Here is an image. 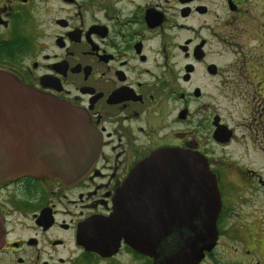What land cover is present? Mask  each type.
I'll list each match as a JSON object with an SVG mask.
<instances>
[{
    "label": "flooded vegetation",
    "instance_id": "1",
    "mask_svg": "<svg viewBox=\"0 0 264 264\" xmlns=\"http://www.w3.org/2000/svg\"><path fill=\"white\" fill-rule=\"evenodd\" d=\"M0 70L100 134L77 179L0 185V264H155L110 216L161 148L207 165L190 203L216 239L192 264H264V172L243 162L264 153V0H0Z\"/></svg>",
    "mask_w": 264,
    "mask_h": 264
},
{
    "label": "water",
    "instance_id": "2",
    "mask_svg": "<svg viewBox=\"0 0 264 264\" xmlns=\"http://www.w3.org/2000/svg\"><path fill=\"white\" fill-rule=\"evenodd\" d=\"M99 146L100 134L81 108L0 70V185L21 177L71 182L89 167ZM164 182L176 183L167 197ZM208 184L202 159L185 150L159 149L132 169L114 197L110 217L128 229L124 236L132 247L155 264H192L216 239V209L197 217L201 222H186L197 208L190 203L192 190ZM173 227L179 235L168 245Z\"/></svg>",
    "mask_w": 264,
    "mask_h": 264
},
{
    "label": "bare ground",
    "instance_id": "3",
    "mask_svg": "<svg viewBox=\"0 0 264 264\" xmlns=\"http://www.w3.org/2000/svg\"><path fill=\"white\" fill-rule=\"evenodd\" d=\"M161 149H163V148H161ZM159 150V149H158ZM186 151V150H185ZM148 158V157H147ZM146 159V158H145ZM175 185H176V183H174ZM175 185H166V183L164 182L163 183V186H161L162 187V191H165L166 192V194H162L163 196H167V195H169V194H171L172 193V191H174V186ZM161 195V194H160ZM162 196V197H163ZM158 197H160V199H161V196H159L158 195ZM164 198V197H163ZM160 203H165L166 204V206L167 207H170V205H171V203H169V202H167L165 199H162V200H160L159 201ZM203 204L204 205H209L210 204V202L208 201V199L205 201V202H203ZM197 210H196V212H195V215H196V218L197 217H200V216H204V215H201L202 214V209L199 207V205H197V208H196ZM206 209H208V210H210V208L208 207V208H206ZM207 210V211H208ZM174 240V239H173ZM173 240H171V245H172V241Z\"/></svg>",
    "mask_w": 264,
    "mask_h": 264
},
{
    "label": "rangeland",
    "instance_id": "4",
    "mask_svg": "<svg viewBox=\"0 0 264 264\" xmlns=\"http://www.w3.org/2000/svg\"><path fill=\"white\" fill-rule=\"evenodd\" d=\"M251 155H253L251 152L249 153V156H244L243 155V162L245 164H248L249 166H252L253 168H260L262 170V172H264V153L261 157H259L260 159H252V158H249ZM258 157V156H257ZM254 200H257V201H261V198L260 199H256L255 197H253ZM264 200V199H262Z\"/></svg>",
    "mask_w": 264,
    "mask_h": 264
}]
</instances>
